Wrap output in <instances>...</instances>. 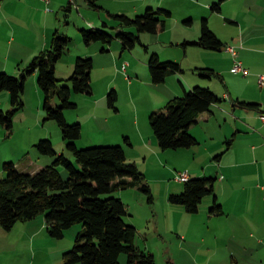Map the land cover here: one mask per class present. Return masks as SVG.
I'll return each instance as SVG.
<instances>
[{
  "label": "rangeland",
  "instance_id": "374dc122",
  "mask_svg": "<svg viewBox=\"0 0 264 264\" xmlns=\"http://www.w3.org/2000/svg\"><path fill=\"white\" fill-rule=\"evenodd\" d=\"M102 1L113 10L120 7L128 8L136 3L137 10H130L131 16L142 15L148 8L160 7L170 10L172 14L170 17L163 16L166 20L165 29L157 33H141V40L132 49H125L122 41L116 37L120 29L111 28L113 21L109 12L105 18L110 22L108 31L115 37L111 43L94 41L87 44L82 32L71 26L68 35L73 40L57 63V78L63 85L72 88L70 79L74 73L77 57L90 56L94 59L93 92L72 91V101L78 105L65 111L66 118L71 124L82 125L81 137L75 141L79 148L127 144L128 136L123 135L124 131L136 138L137 142L141 137L139 130L144 133L151 132L156 138L149 116L152 112L165 108L169 98L166 96L164 84L153 81L149 67L150 58L154 52H157L161 53L162 61L181 62L185 47L177 42L185 34L184 30L195 26L188 25L185 21L192 19L195 21L194 24H198L202 20L201 13L204 11L199 4L202 0ZM219 1L221 0H214L212 5ZM223 1L225 5H222V11L210 7L208 16L219 18L223 13L235 20L230 21L229 27L223 32L226 36H230V40L227 41L230 45L239 48L240 60H247V63L255 61L261 65L257 57L264 56V53H257L254 59L251 54H247L245 60L244 52L250 47L249 45L264 48V0ZM105 12L104 10L102 15L106 14ZM259 12H262V15L257 18ZM97 19L103 23L98 11ZM129 30L136 32V28ZM252 34L254 37H251ZM248 38L250 41H247ZM212 52L219 54L218 60L224 67L230 66L232 71L236 60L227 46L222 51ZM198 56L191 54L187 60L191 58L194 60ZM0 57H3L2 54ZM33 59L21 66L12 60L7 62L0 59V73L22 77ZM243 66L247 68L244 64ZM259 67L260 70L256 73L258 81L264 76V65ZM191 72L185 70L183 74L191 76ZM243 75L246 76L244 73L232 71L230 79L244 78ZM213 80L223 85L219 78L214 77ZM169 82L171 83V80ZM25 83L22 95L24 107L14 114L13 129L9 131L0 124V171L4 170V163L9 161L14 162L23 172H37L52 164L54 157L42 154L37 147L41 139H51L55 149L62 148L63 151L59 153H65L75 163V157L69 151L68 143L64 141L57 121L46 120L45 94L38 84L37 71L28 74ZM112 89L117 90L120 95L115 106H111L109 102V93ZM7 95L10 96V102H6ZM53 104L59 105V99L55 98ZM0 108L5 111L13 108L11 92L7 89L0 91ZM136 119L138 126L135 123ZM161 150L164 152V149ZM166 150L176 152L178 149ZM128 160L136 162L131 158ZM194 160L193 151L169 157L163 153L159 155L151 153L147 159L144 157L138 159L137 164L139 163L138 166L152 188L153 202H150L149 196L139 187H130L113 193L114 196L121 197L127 205L128 214L124 219L138 230L136 245L147 253H152L156 264H262L260 257L264 256V220H233V218L230 220L228 216L211 217V206L207 205L206 200L200 204L197 213H190L184 205L170 201L169 189L176 190L178 186L181 188L185 185V181H181L178 176L189 172L185 167L195 164ZM60 169L67 179L68 169L65 166H61ZM2 177L0 176V179ZM43 216L41 214L38 218L42 219ZM82 228L83 224L79 222L66 229L63 237L56 238L50 235L46 226L43 238L28 241L15 237L18 235L16 232L7 237L6 234H10L9 230L3 228V234L0 236V264H30L31 260L33 264H65L63 254L73 248ZM233 255L238 258L239 263L233 260ZM120 262L128 264L127 253L121 255Z\"/></svg>",
  "mask_w": 264,
  "mask_h": 264
},
{
  "label": "trees",
  "instance_id": "16d2710c",
  "mask_svg": "<svg viewBox=\"0 0 264 264\" xmlns=\"http://www.w3.org/2000/svg\"><path fill=\"white\" fill-rule=\"evenodd\" d=\"M97 0H90L96 6ZM98 7V6H97ZM221 9L220 1L211 6ZM172 12L165 8H148L142 15L110 13L112 29H120L118 37L125 49H132L141 40V33H157L166 26L163 16L170 17ZM190 21V20H187ZM106 29L84 28L82 35L87 44L94 41L111 43L115 38ZM136 28V32L129 29ZM72 38L57 31L49 49L36 55L26 68L22 77L0 73V91L9 90L13 108L5 111L0 108V124L11 131L14 127V114L24 107L22 95L27 75L38 72V84L45 94L44 110L46 120L59 124L63 139L75 157L72 162L65 153H58L51 139H41L37 144L44 155L54 157L39 171H20L14 162L4 163L6 177L0 179V224L11 230L17 223L35 220L43 214L51 236L61 238L65 230L77 223L83 228L78 233L75 245L64 252L65 264H121L122 254H128V264H156L155 256L136 245L137 228L124 219L128 214L127 205L115 191L139 187L149 196L154 195L146 175L136 162H130L123 145L92 146L79 148L76 140L81 137V123L71 124L65 111L77 107L72 101V91L92 93V72L94 59L79 56L71 77L72 88L63 85L56 76V66L72 43ZM195 44L212 50H223L227 46L211 29L207 18L202 19L201 35ZM186 43H184L185 45ZM104 50H107L104 48ZM149 67L155 83L165 82L173 72L183 71L176 61H161L153 53ZM201 75L212 78L218 73L211 68L200 69ZM27 73V74H26ZM58 98L59 105L53 101ZM118 92L112 89L109 102L115 106ZM220 97L209 87L195 86L186 90L182 96L172 98L162 110L150 114L149 120L160 147L166 149L192 148L199 141L190 132V127L198 121L200 114L210 111L212 105L220 102ZM249 109H259L258 103L240 101ZM61 166L68 169L66 179ZM215 178L197 177L185 181L184 191L171 194L172 203L184 205L190 213H197L203 199L215 195ZM212 214H222L223 207L215 195Z\"/></svg>",
  "mask_w": 264,
  "mask_h": 264
},
{
  "label": "crops",
  "instance_id": "0c3cea01",
  "mask_svg": "<svg viewBox=\"0 0 264 264\" xmlns=\"http://www.w3.org/2000/svg\"><path fill=\"white\" fill-rule=\"evenodd\" d=\"M213 1L199 2L204 9L201 13L202 19H208L209 26L227 44V48L234 46L227 41L230 40V36H226L223 32L229 27L230 21L235 20L223 13L219 18L208 16ZM220 3L219 12L222 11V5H225L223 0ZM95 4L96 6L90 0H0V54L3 56L0 59L7 62L12 60L20 66L27 64L38 52L51 47L53 36L57 31L69 36L71 26L79 32L90 27L107 30L105 22H110L105 17L108 16V12L109 14L123 12L118 14L130 15V10H137L136 3L128 8L120 7L114 10L102 0H97ZM104 10L106 14L102 15ZM97 11L99 17L103 18V23L97 19ZM205 15L208 17H204ZM261 15L262 12L257 13V18ZM185 22L195 26L184 30L185 34L177 42L185 47L182 61L179 62L183 71L171 73L165 82L158 84H164L169 101L176 96H182L186 90H191L195 86L209 87L221 100L212 105L210 111L200 114L198 121L190 127V132L199 141L196 146L180 148L182 150L178 149L176 152L169 150L162 152L158 140L151 132L144 133L139 130L141 137L137 142L136 138L124 131L123 135L128 136V143L123 145L127 158L137 163L139 158L147 159L151 153L158 155L163 153L169 157L193 151L195 164L185 167L189 169V178L216 179L215 195L224 212L216 215L210 211L211 217L228 216L230 220L232 218L233 220H264V121L261 118V114L264 113V84L258 81L256 74L260 70L259 66L264 65V56L257 57L261 65L255 61L247 63L245 57L251 54L254 59L257 53H264L262 51L264 48L249 45L250 47L244 52L246 61H242L239 59V48L234 46L238 51V60L248 68L249 73L243 75L244 78L233 80L230 79L232 73L230 66L224 67L218 60L219 54L212 52L222 50L206 49L194 43L201 35L202 20L198 24H194L195 21L192 19L190 22L187 20ZM165 28L166 26L159 28L158 32ZM251 37H254L253 34ZM247 41L250 39L248 38ZM147 49L150 51L149 47ZM157 54L161 60V53ZM191 54L199 56L194 60L192 58L187 60ZM202 68L214 69L218 75L212 78L199 75ZM185 70L192 71L191 76L183 74ZM214 77L219 78L223 85L215 82ZM118 98H120L119 94ZM240 101L258 103L259 109L246 108L239 103ZM6 102H10L9 95L6 96ZM135 123L139 125L137 119ZM56 150L58 153L63 151L62 148ZM0 176L5 177L4 170L0 171ZM169 190L171 194H178L184 191V185L181 188L178 186L176 190ZM215 195L206 196L202 203L206 200L207 205L212 207ZM46 226L43 216L42 219L17 223L6 236L9 237L11 233L16 232L18 235L15 237L19 239L36 240L43 238ZM2 231L4 229L0 225V236L3 234ZM232 258L239 263L235 255ZM30 262L33 264L32 260ZM260 263L264 264V256L260 257Z\"/></svg>",
  "mask_w": 264,
  "mask_h": 264
},
{
  "label": "built area",
  "instance_id": "2783aa9c",
  "mask_svg": "<svg viewBox=\"0 0 264 264\" xmlns=\"http://www.w3.org/2000/svg\"><path fill=\"white\" fill-rule=\"evenodd\" d=\"M227 49L233 54L236 60L235 62L236 65L232 68V71L235 73L239 72V73H244L245 75H247L249 73V70L243 66V63L240 60H238V51L236 50V48L234 46H229ZM260 81L262 84H264V76L261 78ZM261 118L264 121V113L261 114ZM178 177L181 181L182 180L186 181L189 179V173L188 172L182 173Z\"/></svg>",
  "mask_w": 264,
  "mask_h": 264
}]
</instances>
